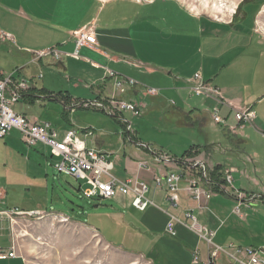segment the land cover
Here are the masks:
<instances>
[{"label":"crops","instance_id":"1","mask_svg":"<svg viewBox=\"0 0 264 264\" xmlns=\"http://www.w3.org/2000/svg\"><path fill=\"white\" fill-rule=\"evenodd\" d=\"M80 28L91 29L96 43L77 48L75 38L71 34ZM251 28L247 31L241 25L201 16L181 4L180 0H0V47L4 46L3 51L10 52L16 59V65L9 73L0 69V77L12 73L16 82L25 79L26 90L31 96L38 97L40 95L37 93L41 92L57 94L59 103L69 110L71 115H74L77 109H83V115H87L89 109L97 111L84 105L80 106V103L106 101L111 97L130 101L138 106V115L119 111L108 114L123 127L121 134L111 131L107 126L109 121L101 118L88 121L78 117L75 123L64 115L65 123L54 127L34 115L18 114L29 121L48 122L61 134L70 129L76 130L86 147L103 153L106 161L111 162L110 173L114 175L111 174L113 178L116 177L120 181H142L147 184L148 193L151 189L149 197L146 193L147 198L153 205L139 211L144 212V215L146 211L149 213L142 220L144 231L151 242L154 240L159 243L161 238L171 237L168 239L176 243V248L173 249L179 251V255H174L171 249L164 248H159L156 254L138 253L147 264H203L207 256L206 247L199 246V239L188 228L190 222L185 216V211L189 208L193 210L200 224L215 232L213 240L216 244L224 247L229 244L253 247L237 244V238L233 239L230 231H221L226 217L230 214L244 219L240 208L242 202L252 199V194L243 195L234 188L227 192L224 186L229 184L226 182L222 183L221 189L210 187L212 194L221 193L229 197L231 203L234 202L233 207L237 208V211L232 207L227 213V207L222 200L216 196L212 198L215 194L198 203L191 199L185 189L187 178L200 175L202 169L211 171L218 166L221 182L225 170L230 168L231 173L237 171L236 167H228L211 159V150L216 142L213 143L210 139L206 143L189 145L188 149L192 148L191 152L195 155L185 159L180 165L177 160L183 151L188 149L181 151L179 157L170 155L164 149L166 145L142 138L138 130L143 126V120L135 119V128L138 130L130 133L126 130L129 122L125 119L130 116H145L155 111L159 114L161 122L179 129L170 130L173 132L190 133L197 127L200 130L212 127L213 133H217L219 129L222 135L228 134L226 138L230 137L228 141L232 145L237 146L251 138L246 134L248 130L258 136L264 146V34L255 26ZM243 33L251 35L246 38ZM49 48L56 49L61 54L60 58L38 56V52ZM74 51H77V57L71 55ZM48 70L61 78L69 75L64 83L71 85L70 88L67 86L54 93L43 84L37 87L34 80L40 81L41 72ZM110 70L123 79L134 80L135 85L127 87L125 93H119L113 86V80L107 75ZM194 73H199L201 80L206 84L218 88L220 96L213 98L195 95L192 92ZM79 84L84 90H88V95H80L76 91ZM146 88H154L156 93L149 95L145 91ZM41 97L47 98L40 96L37 99ZM19 99L30 105L37 100L31 102L23 97ZM63 101L65 103H62ZM244 108L251 109L254 118L250 124L246 122L240 125L234 114L236 110ZM214 112L224 124L213 122ZM112 127L113 125L111 129ZM147 142L153 143L158 150L153 153ZM36 145L38 143L34 146ZM157 156L162 160L157 161ZM139 162H145L146 167H138ZM255 166L253 165V170L257 172L258 168ZM171 172L182 176L179 181V202L176 206L168 203L165 187L156 188L153 182L156 175L162 176ZM245 172L246 170L244 174ZM102 177L106 178L104 181L108 179L105 175H102L101 179ZM5 195L6 192L0 188V248L9 251L14 247L7 245L6 235L3 234L6 228L5 220H11L13 223L11 215L30 214L34 211L39 214L49 210H19L16 207H7ZM114 197L123 207L133 209L130 205V195L116 194ZM239 197L241 200L237 199ZM176 209L178 215L173 213ZM134 210L138 211L135 208ZM153 213L158 219L151 216ZM170 216L176 220L174 229L177 239H172L165 230ZM115 225L121 224L115 222ZM102 238L112 244L111 239H105L103 236ZM196 249L200 261L193 263L192 254ZM227 257L226 254H220L216 264H229ZM0 264L26 263L23 257L16 254L15 257L0 259Z\"/></svg>","mask_w":264,"mask_h":264},{"label":"rangeland","instance_id":"2","mask_svg":"<svg viewBox=\"0 0 264 264\" xmlns=\"http://www.w3.org/2000/svg\"><path fill=\"white\" fill-rule=\"evenodd\" d=\"M180 1L189 10L201 16L231 22L232 25H241L247 31L255 26L261 34H264V0ZM243 35L248 38L251 34L243 33ZM4 49V46L0 47V69L9 73L14 69L16 59L10 52H4ZM41 73L42 79L34 80L37 87L43 84L44 87L48 86L47 89L57 93L58 90L71 86L64 83L69 75L61 78L49 70ZM78 86L76 91L80 95L83 93L88 95V90H84L80 84ZM26 89L23 92L28 91ZM39 94L47 98L51 97L37 99L40 96H33L30 101L37 100L32 105L19 99L17 104L11 106L12 111L17 114L25 113L27 116L34 115L39 120L48 121L54 127L65 123L64 115L66 118L73 119L75 123L78 117L88 121L101 118L109 121L107 126L111 131L122 133L123 127L104 111L97 112L89 109L87 110L89 113L83 115L85 111L77 109V112L71 115L54 94ZM100 102L107 104V100H100ZM80 106H83V103H80ZM157 114L152 111L141 117H125L129 122V130L127 127L126 130L130 133L138 130L137 127L135 128L134 120L140 118L143 120V126L138 132L142 138L166 145L164 148L166 152L177 157L180 156L181 151L188 149L193 143L202 144L210 139L213 143L216 142L211 150V159L228 167H236L237 170L230 173L232 182L229 185L225 184L226 191L229 192L228 190L234 188L243 195L252 194L253 196L251 200L242 202L240 214L244 216V219L230 214L226 217V223L221 231H230L232 238H237L236 241L233 240L238 241L237 244L264 248V146L262 141L248 130L246 134L251 138L237 146L232 145L228 141L230 137L226 138L228 134L222 135L219 129L217 133H213L212 127L201 130L197 127L190 133L173 132L170 130L179 131V129L172 128V125H165ZM212 120L216 124H224L213 118ZM111 125H113L112 129ZM111 138L114 139V135L111 134ZM147 143L153 153L158 150L153 143ZM57 160L48 146L38 143L33 148H29L24 145L20 133L16 130L0 138V188L6 192L7 207H16L19 210L31 208L49 210L39 214L34 211L31 214L11 215L14 222L7 219L4 222L6 228L3 234L6 235L7 245L14 247L12 248L14 253L23 257L26 264H147L138 253L156 254L159 248L171 249L174 255H179V251L173 249V247L176 248V243L168 239L171 237L161 238L159 243L150 241L142 223V220L149 215L147 211L144 215V212L135 211L134 208L129 210L123 207L115 197L111 199L84 197L82 190L89 187L86 180L58 172L55 167ZM253 165L258 168L257 172L253 170ZM244 170H246L245 174ZM102 179L106 178L102 177ZM203 183L208 191L210 187L215 186L206 178ZM223 184L218 185L217 189H221ZM149 193H147L148 197ZM215 196L220 198L227 207V213L235 206L226 195L216 193L212 198ZM173 213L178 215L177 209ZM151 216L158 219L154 213ZM115 222L121 225L116 226ZM174 231L172 239H177L176 230ZM102 236L105 239H111L112 244L106 242ZM193 239L196 238L193 237ZM198 241L199 246L206 247L203 241Z\"/></svg>","mask_w":264,"mask_h":264},{"label":"built area","instance_id":"3","mask_svg":"<svg viewBox=\"0 0 264 264\" xmlns=\"http://www.w3.org/2000/svg\"><path fill=\"white\" fill-rule=\"evenodd\" d=\"M71 35L75 38L77 48L85 44L93 45L96 43L92 30L88 28L77 29ZM71 55L77 57V51H74ZM38 56L60 58L61 54L56 49L49 48L38 52ZM108 75L113 80L115 89L122 94L126 92L127 87L131 88L136 83L132 79L119 77L113 71H108ZM13 78L12 73L0 77V138L7 136L9 131L17 130L26 146H34L36 143L47 145L51 150V154L59 158L55 164L58 172L76 179L86 180L89 187L82 190V195L88 199H111L116 194H120L130 195V205L138 211H144L148 206L153 205V202L147 198L146 193H148L149 187L145 182L120 181L115 177L113 178L110 173L112 169L111 162L106 161L103 153L86 147L76 130L70 129L61 134L48 122L37 123L29 121L13 112L11 109L12 104L17 102L23 90L27 88L25 79L16 82ZM192 79L195 82L192 86V92L195 95L213 98L220 96L218 88L206 84L201 80L199 73H194ZM145 91L149 95L156 93L154 88H146ZM83 105L97 111H104V113L109 115L115 113V111L129 112L132 115H138L139 112L135 103L114 97L108 98L107 104L94 100L84 102ZM234 116L240 125L246 122L250 124L253 121L254 112L249 108H244L236 110ZM212 118L215 121L223 122L215 112ZM128 126L126 127L129 130ZM156 160L161 161L162 159L158 157ZM138 167H146L145 162H139ZM230 173V170H225L223 183H231ZM102 175L107 176L108 179L106 181L102 180ZM181 177V174L171 172L162 176L156 175L154 178L156 188L165 187L167 201L171 206H176L179 202L178 191ZM205 178L207 179L208 175L204 169L200 171V175L187 178L185 189L191 199L198 203L208 200L212 195V191L210 189L208 191L203 183ZM237 199L241 200L240 197ZM185 216L190 222L188 228L200 241L206 244L207 256L203 264H216L217 257L220 254L228 256L229 264H264V248L242 247L231 244L225 247L218 245L213 240L215 232L200 224L192 209H186ZM174 219L173 216H170L165 227L166 233L170 236L175 234L174 222L176 220ZM14 252L13 249L8 251L0 248V259L15 257L16 253ZM199 261V253L196 249L192 254V262L198 263Z\"/></svg>","mask_w":264,"mask_h":264},{"label":"trees","instance_id":"4","mask_svg":"<svg viewBox=\"0 0 264 264\" xmlns=\"http://www.w3.org/2000/svg\"><path fill=\"white\" fill-rule=\"evenodd\" d=\"M43 93H47V92H41V94H43ZM37 95H40V94L37 93ZM54 96L57 97V94H55ZM22 97L25 98V99H31L33 96L29 95V92L26 91L23 94ZM49 97H51V96H49ZM191 151H192V148H189L188 150L183 151L182 155L177 160L178 163H180V165L182 164V162H185L184 161L185 159H189V158H191V157H193L195 155ZM218 168L219 167L216 166L215 169H212L211 171L207 172L208 173V178L207 179L209 180L210 183H213L215 185V186H212L213 189H217L218 185L223 183V182H221V173H219V169Z\"/></svg>","mask_w":264,"mask_h":264},{"label":"bare ground","instance_id":"5","mask_svg":"<svg viewBox=\"0 0 264 264\" xmlns=\"http://www.w3.org/2000/svg\"><path fill=\"white\" fill-rule=\"evenodd\" d=\"M235 211H237V210L235 209Z\"/></svg>","mask_w":264,"mask_h":264}]
</instances>
